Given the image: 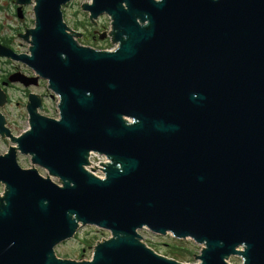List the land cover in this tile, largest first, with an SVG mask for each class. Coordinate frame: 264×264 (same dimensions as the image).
Listing matches in <instances>:
<instances>
[{
    "label": "water",
    "instance_id": "water-1",
    "mask_svg": "<svg viewBox=\"0 0 264 264\" xmlns=\"http://www.w3.org/2000/svg\"><path fill=\"white\" fill-rule=\"evenodd\" d=\"M71 1L36 0L29 54L0 47L59 98L56 119L31 95L29 129L0 155V264H189L144 229L204 246L197 264H264V0H92L110 51L67 33ZM90 154L110 160L91 169L104 179ZM86 226L111 234L92 259L58 257Z\"/></svg>",
    "mask_w": 264,
    "mask_h": 264
},
{
    "label": "rangeland",
    "instance_id": "rangeland-1",
    "mask_svg": "<svg viewBox=\"0 0 264 264\" xmlns=\"http://www.w3.org/2000/svg\"><path fill=\"white\" fill-rule=\"evenodd\" d=\"M92 0H75L76 5L72 8L74 12L77 11L78 19L85 18V14H83L81 10V5L86 3H91ZM33 5L28 6V18L25 22L18 23L15 17L11 16V0H0V31L3 30L4 36L12 37L11 28L16 29L17 26H34L36 24V17L34 7L36 6V2L32 0ZM76 18L73 15V18L70 20H74ZM103 22L104 25L110 26L112 24L111 19L104 18L99 20ZM83 22V21H82ZM111 27V26H110ZM15 44H21V51L24 53L29 54V49L31 44L25 42L24 40L15 38ZM110 45L103 46L101 44H95L97 48H106L107 50L117 48L116 43H114L110 38L108 39ZM29 42H31V37H29ZM108 43V42H107ZM18 63V62H16ZM21 64V63H20ZM27 67L26 65H24ZM29 67H27L28 69ZM2 65L0 63V76L2 72ZM23 69V68H21ZM29 70L38 76L31 68ZM42 79L41 77H39ZM45 83H43V87L40 88L39 91H42L46 94V98L44 100V105L46 109L40 113L44 116L51 117V118H59V111H58V103L59 98L55 95L48 86V81L43 79ZM54 96V97H53ZM27 103L28 99L27 96L23 95L21 92L15 93L13 96V103L7 107L6 113L10 114L11 117L15 120L16 126H12L15 130V136H20L23 132L29 129V114L27 113ZM10 139V138H9ZM14 145L11 139L7 142L2 143L0 141V155L5 154L10 146ZM19 164L24 169H31L36 168L39 170L42 176L47 177L48 173L41 169L38 166H35L31 162L30 156L19 155L18 156ZM55 183L61 184L58 178L52 177L51 178ZM5 193V185L0 183V196H4ZM141 235L143 236V241L151 247L159 254L166 256L170 259H175L182 263H189V264H197L199 260L194 259V257L198 258L201 254L200 249H203L204 246L196 244L191 239L186 240H178L175 239L172 235L160 236L155 235L150 232L148 229H144L140 231ZM110 233L101 230L95 227H81L78 231V234L75 236L74 239L61 243L56 247V254L60 258L64 259H72L76 261H89L92 259L94 250L97 243L104 241L110 237ZM175 257V258H174ZM229 262L231 264H243V259L239 256L232 257Z\"/></svg>",
    "mask_w": 264,
    "mask_h": 264
},
{
    "label": "flooded vegetation",
    "instance_id": "flooded-vegetation-1",
    "mask_svg": "<svg viewBox=\"0 0 264 264\" xmlns=\"http://www.w3.org/2000/svg\"><path fill=\"white\" fill-rule=\"evenodd\" d=\"M36 2V0H34ZM30 3H21L20 0H11V16L15 17L18 23H23L28 18V6ZM92 3V2H91ZM91 3H86L81 5V10L83 14H85V18L78 19L77 11L74 12L72 8L76 5L75 0L70 3L64 5L62 10L63 23L67 26V33L72 35V37L82 46L89 47L95 50L102 51H110L106 48H97L94 46L95 44H101L103 46L110 45L109 38L112 40L114 36H112L113 27L106 26L103 22L99 21L104 18H110L109 15L103 14L100 15L97 19L92 18L91 13L86 10V6ZM36 5V4H35ZM35 11V7H34ZM73 15L76 16L74 20L70 22L73 18ZM111 19V18H110ZM83 21V22H82ZM34 26H17L16 29L11 28L10 30L13 32L12 37L4 36L3 30L0 31V47L1 49H7L11 52L12 55H24L21 51V44H15L16 39H25V35L28 31L32 30ZM108 42V43H107ZM116 45V44H114ZM117 47V45H116ZM116 49V48H115ZM114 50V49H111ZM18 62V63H16ZM0 63L2 65V74L0 76V94L5 92L7 94L8 101L0 107V128L3 132L0 134V141L2 143L9 141L10 134L15 136V130L12 126H16L15 120L11 117L10 114L6 113L7 107L13 103V96L15 93L21 92L23 95L27 96L28 102L30 101L31 95H36L42 102V106H44V100L46 98V94L42 91H39L40 88L43 87V79L38 78L34 73H32L29 68L27 69V65L21 61H18L13 56L4 57L0 56ZM21 63V64H20ZM26 65L27 67H25ZM23 68V69H21ZM25 83H29L26 85ZM3 103V102H2ZM28 104V103H27ZM27 109V107H26ZM41 110L42 112L44 111ZM28 113V112H27Z\"/></svg>",
    "mask_w": 264,
    "mask_h": 264
},
{
    "label": "built area",
    "instance_id": "built-area-1",
    "mask_svg": "<svg viewBox=\"0 0 264 264\" xmlns=\"http://www.w3.org/2000/svg\"><path fill=\"white\" fill-rule=\"evenodd\" d=\"M110 162V160L107 157H97L94 156L92 154H90L89 157V166H86L85 169L93 174L94 176L100 178V179H104L105 178V174L101 171H98L96 173H93L91 171V169H98V170H103L104 168L102 167V165H107Z\"/></svg>",
    "mask_w": 264,
    "mask_h": 264
},
{
    "label": "bare ground",
    "instance_id": "bare-ground-1",
    "mask_svg": "<svg viewBox=\"0 0 264 264\" xmlns=\"http://www.w3.org/2000/svg\"><path fill=\"white\" fill-rule=\"evenodd\" d=\"M117 47H118V44L116 43Z\"/></svg>",
    "mask_w": 264,
    "mask_h": 264
},
{
    "label": "trees",
    "instance_id": "trees-1",
    "mask_svg": "<svg viewBox=\"0 0 264 264\" xmlns=\"http://www.w3.org/2000/svg\"><path fill=\"white\" fill-rule=\"evenodd\" d=\"M175 258V257H174Z\"/></svg>",
    "mask_w": 264,
    "mask_h": 264
}]
</instances>
